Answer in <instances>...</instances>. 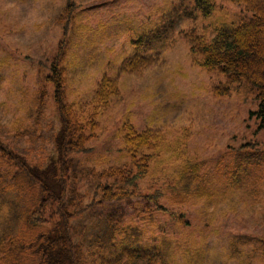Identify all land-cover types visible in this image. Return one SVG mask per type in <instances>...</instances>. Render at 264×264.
<instances>
[{
  "label": "rangeland",
  "instance_id": "obj_1",
  "mask_svg": "<svg viewBox=\"0 0 264 264\" xmlns=\"http://www.w3.org/2000/svg\"><path fill=\"white\" fill-rule=\"evenodd\" d=\"M70 1L68 19L66 0H0L2 144L39 171L56 158L59 123L51 86H45L42 105L36 89L43 87L64 39L58 60L66 102L81 121L93 116L96 122L84 143L87 151L70 155L67 198L74 208L90 201L98 173L109 166L124 167L128 174L144 169L138 182L144 195L175 186L159 199L166 212L140 200L115 205L124 210L127 224L124 233L107 241L105 255L112 249H155L159 264H264V129L252 115L256 92L249 84H234L228 95H216L227 79L192 60L188 36L208 41L216 29L252 14L227 0H211L215 9L208 17L194 10V0ZM158 27L166 30L152 33ZM158 35L149 49H139L152 64L139 74L120 70L136 51L134 42ZM104 75L116 80L118 94L95 107L90 101ZM125 124L151 130L161 142L128 149ZM24 181L15 165L0 158V229L8 226L3 217L20 208ZM111 209L98 205L72 222L83 264L90 262L95 241L106 242ZM133 225L143 234L131 232Z\"/></svg>",
  "mask_w": 264,
  "mask_h": 264
},
{
  "label": "trees",
  "instance_id": "obj_2",
  "mask_svg": "<svg viewBox=\"0 0 264 264\" xmlns=\"http://www.w3.org/2000/svg\"><path fill=\"white\" fill-rule=\"evenodd\" d=\"M227 1L243 5L244 10L252 14L251 18L216 29L208 41L202 36L188 35L191 39L190 55L200 68L207 72L216 71L226 77L225 86L215 89L218 96L228 95L229 86L234 84H249L258 100L257 110L252 115L259 120V128L264 129V0ZM72 7L71 1L66 0L68 19ZM193 8L203 17H208L215 9V4L211 0H194ZM175 23L176 20L168 30L172 31ZM159 27L152 33L159 34L166 30L158 31ZM66 28L67 24L63 26V37ZM152 38H139L134 42L136 51L122 62V72L139 74L152 64L150 58L139 52V49H149L150 41L160 40L159 35ZM63 40L60 41L56 57L48 65L49 74L43 77V87L36 89L37 103L42 105L45 86H51L50 98L59 123L53 140L56 158L45 170L39 171L31 168L24 158L0 141V158L15 165L25 179L19 189L22 197L20 208L5 215L1 221L7 222L8 226L0 229V264H83L81 249L72 233V222L90 209L106 204L112 206L108 215L109 235L105 243L95 241L90 249L92 257L88 264L95 260H100V264L162 263L161 254L155 249H112L105 255L106 243L119 232L124 233L121 231L122 225L127 224L124 210L118 211L115 205L140 200L146 206L151 205L154 211L166 212L167 208L159 203V199L175 191V186L167 187L165 194L155 191L144 195L138 191V182L145 174L144 169L136 174H128L124 167L109 166L98 173L99 179L87 204L74 208L67 198L70 155L87 151L84 143L91 138L96 122L93 116L81 121L66 102L63 73L58 60L64 46ZM117 94L116 80L104 75L90 104L95 107L102 104L104 107ZM124 130L127 132L124 143L128 149L150 148L161 142V137L151 130L138 132L130 124H125ZM176 176L183 180L181 171ZM14 178L19 182L17 177ZM184 192L187 193V187H184ZM192 195L195 197V192ZM134 221L139 224L138 219ZM131 232L139 237L144 231L138 225H133Z\"/></svg>",
  "mask_w": 264,
  "mask_h": 264
}]
</instances>
